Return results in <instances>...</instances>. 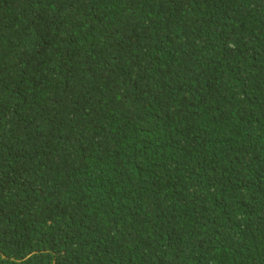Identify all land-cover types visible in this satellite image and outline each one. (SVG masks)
<instances>
[{
	"label": "trees",
	"instance_id": "1",
	"mask_svg": "<svg viewBox=\"0 0 264 264\" xmlns=\"http://www.w3.org/2000/svg\"><path fill=\"white\" fill-rule=\"evenodd\" d=\"M0 264H264V0H0Z\"/></svg>",
	"mask_w": 264,
	"mask_h": 264
}]
</instances>
